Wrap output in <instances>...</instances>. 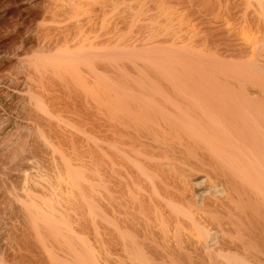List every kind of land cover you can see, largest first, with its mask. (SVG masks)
<instances>
[{"label":"bare ground","instance_id":"bare-ground-1","mask_svg":"<svg viewBox=\"0 0 264 264\" xmlns=\"http://www.w3.org/2000/svg\"><path fill=\"white\" fill-rule=\"evenodd\" d=\"M0 41V264H264V0H0Z\"/></svg>","mask_w":264,"mask_h":264},{"label":"rangeland","instance_id":"rangeland-1","mask_svg":"<svg viewBox=\"0 0 264 264\" xmlns=\"http://www.w3.org/2000/svg\"><path fill=\"white\" fill-rule=\"evenodd\" d=\"M23 4V3H22ZM21 4V5H22ZM15 7L16 6H13L12 8H11V11L9 12V15H11V14H13L15 11H16V9H17V7H16V9H15ZM2 45V41H0V46ZM4 49L3 48H1L0 47V53H2V51H3ZM13 58H15V57H12V58H9V59H6L5 60V64L6 65H8L9 63V66H11L12 64H11V62H14V60L15 59H13ZM5 65V66H6ZM12 67V69L13 70H15V71H17L18 69H15V66H11ZM20 71V70H19ZM18 71V72H19ZM15 112V111H14ZM7 112L6 113V117L7 118H10V120L11 121H13V122H16L15 124H16V126L14 127V123H13V125L12 126H10L7 130H6V128L8 127V125L6 124L7 123V119H6V117H5V115L2 117V118H0V140L2 141V140H4L5 138H6V136H7V134H8V132H9V130L11 129V128H13L10 132H12V135H14L15 137L16 136H18L19 134H23L24 132H26L24 129H22V128H20V129H18V127L17 126H24V125H26L27 124V122L29 123L30 121H27V115H25V113H20V114H18L17 112ZM9 113V114H8ZM5 118V119H4ZM5 121H4V120ZM29 120V119H28ZM4 121V122H3ZM6 130L5 132L4 131H2V130ZM9 132V133H10ZM4 137V138H3Z\"/></svg>","mask_w":264,"mask_h":264}]
</instances>
